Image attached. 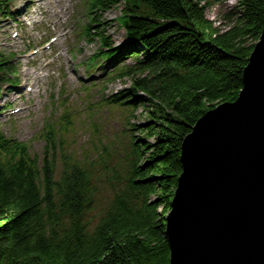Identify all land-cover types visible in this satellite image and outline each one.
Here are the masks:
<instances>
[{
    "label": "trees",
    "instance_id": "1",
    "mask_svg": "<svg viewBox=\"0 0 264 264\" xmlns=\"http://www.w3.org/2000/svg\"><path fill=\"white\" fill-rule=\"evenodd\" d=\"M11 1L0 0V13ZM124 1L126 42L107 47L102 36L100 55L115 58L113 74L130 81L108 104L142 108L147 119L132 124L142 138L133 135L108 168L102 154L65 150L70 126H47L43 157L0 127V264L170 262L164 217L182 172L183 139L206 112L238 98L264 28V0H237L225 29L201 0ZM117 2L91 0V13ZM6 70L0 51V74Z\"/></svg>",
    "mask_w": 264,
    "mask_h": 264
},
{
    "label": "rangeland",
    "instance_id": "2",
    "mask_svg": "<svg viewBox=\"0 0 264 264\" xmlns=\"http://www.w3.org/2000/svg\"><path fill=\"white\" fill-rule=\"evenodd\" d=\"M201 1L207 5V17L217 26L225 29L231 24L228 15L236 12L237 0ZM44 2L30 3L36 7L30 11L24 31L0 21V47L6 54H17L13 64L20 71L13 76V83L0 84V125L10 137L29 143L32 152L41 157L46 147V124L52 122L63 130L70 126L61 137L65 150L88 151L87 156L96 160L102 154L101 163L109 168L113 158L118 156L119 162L132 136L138 138L132 124L147 117L142 108L130 110L126 116L117 108L101 105L106 95L129 87L130 81L126 77L109 81L101 67L96 72L88 70L89 58L99 50L100 40L95 35L86 36L80 27L86 20L82 9L86 0H49L47 8H41ZM122 3L93 14L99 24L92 31L98 29L111 36L115 44L125 40L118 21ZM36 20L42 21V29L34 26ZM48 26L56 36L53 47H43V28ZM98 64L107 66L102 60ZM18 79L23 87L18 84L17 88ZM69 120L72 125H67ZM118 172L123 177L126 171L119 168Z\"/></svg>",
    "mask_w": 264,
    "mask_h": 264
},
{
    "label": "water",
    "instance_id": "3",
    "mask_svg": "<svg viewBox=\"0 0 264 264\" xmlns=\"http://www.w3.org/2000/svg\"><path fill=\"white\" fill-rule=\"evenodd\" d=\"M242 80L183 139L164 217L169 264H264V28Z\"/></svg>",
    "mask_w": 264,
    "mask_h": 264
}]
</instances>
